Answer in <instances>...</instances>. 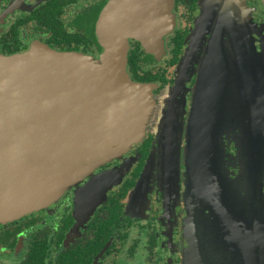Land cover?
Returning <instances> with one entry per match:
<instances>
[{
  "label": "flooded vegetation",
  "instance_id": "1",
  "mask_svg": "<svg viewBox=\"0 0 264 264\" xmlns=\"http://www.w3.org/2000/svg\"><path fill=\"white\" fill-rule=\"evenodd\" d=\"M119 1L0 0V54L40 44L99 60L98 23ZM173 11L162 53L130 39L128 71L157 85L159 117L144 141L93 174L128 165L121 181L93 206L83 198L89 176L47 206L0 223V264H186L189 226L202 264H262L255 234L264 231V0H175ZM199 28L202 44L177 91L178 64ZM201 71L210 74L203 146L200 159L186 158ZM167 141H183L180 159L168 163ZM214 201L218 220L209 223Z\"/></svg>",
  "mask_w": 264,
  "mask_h": 264
},
{
  "label": "water",
  "instance_id": "2",
  "mask_svg": "<svg viewBox=\"0 0 264 264\" xmlns=\"http://www.w3.org/2000/svg\"><path fill=\"white\" fill-rule=\"evenodd\" d=\"M174 4L175 0L114 3L98 23L97 34L104 48L99 60L40 44L26 53L0 54V223L47 206L73 185L93 176L98 168L121 158L154 131L159 117L154 96L157 85L131 77L130 39L139 40L149 53H162L163 37L176 25ZM192 39L178 64L177 91L192 66L196 47L202 44V28ZM201 73L193 120L188 125L194 128L196 137L187 139L194 145L191 143V153L186 146V158L189 154L200 159L203 146L202 96L210 74ZM172 113L171 107L170 118ZM182 142L176 141L175 146L168 142V163L183 156ZM125 166L93 176L84 189L88 195L83 198H90L91 203L95 199L93 206L98 204L121 181L122 173L129 169ZM255 200L259 214L260 196ZM211 211V217L204 211L207 222L211 223L212 218L216 223L215 201ZM255 236L264 264V231L258 229ZM186 237V264H202L195 259L201 254L193 226L188 227Z\"/></svg>",
  "mask_w": 264,
  "mask_h": 264
},
{
  "label": "rangeland",
  "instance_id": "3",
  "mask_svg": "<svg viewBox=\"0 0 264 264\" xmlns=\"http://www.w3.org/2000/svg\"><path fill=\"white\" fill-rule=\"evenodd\" d=\"M246 177V176H245ZM208 230V229H207Z\"/></svg>",
  "mask_w": 264,
  "mask_h": 264
}]
</instances>
